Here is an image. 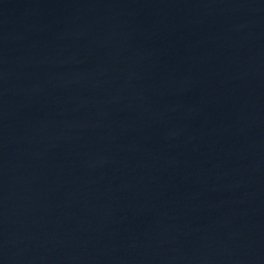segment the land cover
Segmentation results:
<instances>
[{"label":"water","instance_id":"95a60500","mask_svg":"<svg viewBox=\"0 0 264 264\" xmlns=\"http://www.w3.org/2000/svg\"><path fill=\"white\" fill-rule=\"evenodd\" d=\"M0 264H264V0H0Z\"/></svg>","mask_w":264,"mask_h":264}]
</instances>
